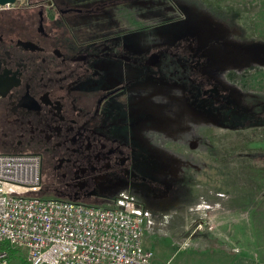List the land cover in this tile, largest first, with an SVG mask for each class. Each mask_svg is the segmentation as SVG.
I'll return each instance as SVG.
<instances>
[{
    "label": "flooded vegetation",
    "instance_id": "obj_1",
    "mask_svg": "<svg viewBox=\"0 0 264 264\" xmlns=\"http://www.w3.org/2000/svg\"><path fill=\"white\" fill-rule=\"evenodd\" d=\"M226 25L153 0L0 5V150L36 155L49 196L146 219L191 201L217 184L213 135H264L260 39Z\"/></svg>",
    "mask_w": 264,
    "mask_h": 264
},
{
    "label": "rangeland",
    "instance_id": "obj_2",
    "mask_svg": "<svg viewBox=\"0 0 264 264\" xmlns=\"http://www.w3.org/2000/svg\"><path fill=\"white\" fill-rule=\"evenodd\" d=\"M153 1L160 5L173 2L185 13L215 9L231 30L236 31L238 27L246 37L260 39L256 41L262 47L261 61L264 62V0ZM259 72L257 84L264 89V68ZM249 75L252 79L253 73ZM252 82L253 79L251 85ZM213 136L215 145L211 153L217 164V184L196 188L191 201L186 200L173 210L164 209L163 214L146 219L143 239L144 246L153 251L151 264L191 263L196 256L190 247L197 243L206 247V255L218 256L225 252L216 250L228 248L234 250L232 253L236 256L241 254L242 241L246 245L255 242L257 234L264 238V214L258 212V207L264 211L261 206L264 205V135L235 131L234 135ZM42 180L45 182L44 176ZM249 205H252L251 210ZM199 219H205L201 228H197ZM229 223H234V237L231 232L227 234ZM247 230L254 234L252 240L243 238ZM262 237L258 245L264 249ZM230 254L228 251V257Z\"/></svg>",
    "mask_w": 264,
    "mask_h": 264
},
{
    "label": "built area",
    "instance_id": "obj_3",
    "mask_svg": "<svg viewBox=\"0 0 264 264\" xmlns=\"http://www.w3.org/2000/svg\"><path fill=\"white\" fill-rule=\"evenodd\" d=\"M145 223L131 202L96 206L49 196L36 155L0 152V264H10L4 243L27 264H151Z\"/></svg>",
    "mask_w": 264,
    "mask_h": 264
},
{
    "label": "crops",
    "instance_id": "obj_4",
    "mask_svg": "<svg viewBox=\"0 0 264 264\" xmlns=\"http://www.w3.org/2000/svg\"><path fill=\"white\" fill-rule=\"evenodd\" d=\"M261 206L264 209V206L263 205H261ZM248 208L251 210L250 205ZM258 208L260 209L258 212H263V210H261L260 207H258ZM231 214L233 216L232 212H231ZM262 214H264V212ZM229 225L230 226L227 229V234H229V235L232 234L231 237H234V231H233L234 230L233 229L234 223H232V224L229 223ZM230 232H231V234H230ZM252 235H254L252 233V231L247 230L243 234V238L252 240V238H253ZM259 237H262V236L259 234L254 235V240L256 243L254 241L253 242L255 244L253 242L252 243L250 242V243H248V245H246V243L244 244L242 241V244H241L242 246L239 247L240 248L239 251H241V254H238L236 256H234L232 253L234 250L228 249V248H225L222 250L221 249L216 250L217 253H219L218 251L225 252L224 253L225 255L223 253H221L218 256L214 255V254L206 255L207 254L206 247L197 243L194 245L195 247H192V248L190 247L192 254L196 257H193V260L191 261V263H187V264H264V249H262L261 246L258 245V244H260ZM261 242L264 243L263 237H262ZM256 246L258 247L257 249L255 248ZM228 251L231 253L229 257H228ZM222 257H225V259L222 260Z\"/></svg>",
    "mask_w": 264,
    "mask_h": 264
},
{
    "label": "trees",
    "instance_id": "obj_5",
    "mask_svg": "<svg viewBox=\"0 0 264 264\" xmlns=\"http://www.w3.org/2000/svg\"><path fill=\"white\" fill-rule=\"evenodd\" d=\"M263 205V204H261ZM252 206V205H250ZM264 206V205H263ZM264 212V211H263ZM199 221H205V219H199ZM3 247H7L9 251V256H10V264H27L26 258L24 255H20L18 253V250L15 248H12L8 244H2Z\"/></svg>",
    "mask_w": 264,
    "mask_h": 264
},
{
    "label": "water",
    "instance_id": "obj_6",
    "mask_svg": "<svg viewBox=\"0 0 264 264\" xmlns=\"http://www.w3.org/2000/svg\"><path fill=\"white\" fill-rule=\"evenodd\" d=\"M15 2V0H0V5H6Z\"/></svg>",
    "mask_w": 264,
    "mask_h": 264
}]
</instances>
